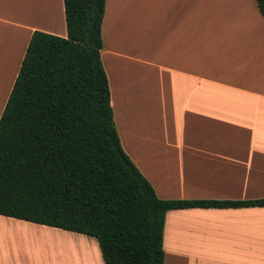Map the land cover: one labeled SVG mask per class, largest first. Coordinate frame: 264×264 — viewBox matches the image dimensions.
<instances>
[{"label": "crops", "instance_id": "0c3cea01", "mask_svg": "<svg viewBox=\"0 0 264 264\" xmlns=\"http://www.w3.org/2000/svg\"><path fill=\"white\" fill-rule=\"evenodd\" d=\"M20 5L0 0V54L8 46L0 65L12 79L0 118L32 34L68 35L64 0ZM102 39L122 147L159 198L234 200L219 192L234 189V165L264 171V16L256 0H106ZM48 228L55 232H17L79 234ZM14 233H0V264H25L10 255ZM164 249L165 264H264V208L169 211Z\"/></svg>", "mask_w": 264, "mask_h": 264}, {"label": "trees", "instance_id": "16d2710c", "mask_svg": "<svg viewBox=\"0 0 264 264\" xmlns=\"http://www.w3.org/2000/svg\"><path fill=\"white\" fill-rule=\"evenodd\" d=\"M64 5L67 37L32 34L0 118V215L95 238L105 264H165L169 211L264 208V197H158L116 127L106 0Z\"/></svg>", "mask_w": 264, "mask_h": 264}, {"label": "rangeland", "instance_id": "374dc122", "mask_svg": "<svg viewBox=\"0 0 264 264\" xmlns=\"http://www.w3.org/2000/svg\"><path fill=\"white\" fill-rule=\"evenodd\" d=\"M3 1V0H2ZM21 1L23 0H9V4H14V6L18 9L20 8V4ZM16 2V4H15ZM53 8V6H52ZM5 38L3 37V34L1 32L0 34V41H4ZM7 43H6V46ZM4 47V43L2 45V50H1V54H0V59L1 60H6L7 59V51ZM6 64V61H5ZM0 65V105L3 104V100L5 99V95L7 94V90L8 87L11 84V76L6 75L5 71H6V65ZM5 69V70H4ZM2 78V79H1ZM155 116H158L157 113L155 114ZM210 190V189H208ZM206 189V191H208ZM212 190V189H211ZM219 192L222 195H226V196H234V199H251V198H261L264 197V171L262 170V166L261 165H255V164H240V165H234V189H222L219 190ZM3 222V223H1ZM9 224H11V230L13 233L14 228V224H18V226H21L22 229H36L39 232L43 233V232H55V229H53L51 231V228H48L49 230H47V227L45 226H40V225H35L32 224L34 226H32L30 228L29 225H31L30 223H26V222H22V221H16L13 219H8V220H3L0 218V233H2L4 231V228L6 229V235H8V230H9ZM60 234H63L61 232H64L62 230H58ZM18 234V233H17ZM14 235V234H13ZM11 236L13 237V244L15 246H17L16 248V252H12L10 253V255L12 256V254H14V258L15 260L24 262L25 264H56L57 260H69V263H67L66 261H62V262H66L64 264H101L103 261L102 258V254L100 257V246L99 243L96 239L91 238L89 236H86L84 234H75L74 240H73V246L76 244L77 248L74 246L73 250L75 249V253H72V259H71V253L67 255L66 258H63V254L59 253V250H63L61 249V244L64 245L65 242H70L69 239H67V237H64L63 235H59L57 237L52 236L50 234H39L36 233L34 231H29V232H24L23 234H19L16 236H21V237H15V236ZM67 236V235H65ZM70 237V236H69ZM21 238V239H20ZM20 239V240H19ZM65 239V240H64ZM76 242V243H74ZM79 242V243H78ZM9 243V242H7ZM66 244V243H65ZM69 244V243H68ZM78 244H80V246H78ZM79 247V248H78ZM77 249V250H76ZM64 251V250H63ZM48 252L49 254L52 253V256H55L56 259H54V257H52V259H54V261L49 260L47 257H45V255H47ZM78 252V254H76ZM42 253L44 254L42 257ZM21 256H20V255ZM75 254V255H74ZM59 255H61L62 257H60ZM78 255V256H77ZM49 257V258H50ZM59 257V259H58ZM77 257L78 259L74 258ZM42 258V259H41ZM48 259L50 261H46L44 259ZM76 261H74V259ZM51 259V258H50ZM62 259V260H61ZM43 260V261H42ZM73 260V263H72ZM58 261L57 264H60L62 262ZM55 262V263H54ZM104 263V261H103Z\"/></svg>", "mask_w": 264, "mask_h": 264}, {"label": "bare ground", "instance_id": "6f19581e", "mask_svg": "<svg viewBox=\"0 0 264 264\" xmlns=\"http://www.w3.org/2000/svg\"><path fill=\"white\" fill-rule=\"evenodd\" d=\"M28 2H29V1H27V4H28ZM31 8H33V5L31 6ZM49 11H53L52 3L50 4ZM1 223H3V222H1ZM10 225H11V224H10ZM16 226L18 227V224H16V225L14 224V227H16ZM17 227H16V228L14 229V231H13V233L16 232V233H14V235H15V234H16V235H19V234H17V233H18L17 231H19V229H17ZM10 229H11V227L9 228L8 232H9V231L12 232V230H10ZM15 230H16V231H15ZM19 233H21V232L19 231ZM14 235H13V236H14ZM16 235H15V237H17V238H18V237H21V236H16ZM8 236H10V235H8ZM55 237H57V235H56ZM21 238H22V237H21ZM21 238H20V239H21ZM20 239H19V240H20ZM67 239H69L70 242H65L66 244L64 243V245L61 244V246H62L61 249H63L64 251H63V250H59V253L63 254V258H62V259L66 258L67 255L70 254L71 252H74V253H75V249H74V251H72V250H73L74 246H75V247L77 246L76 244H75L74 246L72 245V244H73L72 242H73L74 239H72V238H67ZM64 240H65V239H64ZM74 241H75V240H74ZM68 243H69V244H68ZM74 243H76V242H74ZM78 243H79V242H78ZM78 246H80V244H78ZM76 248H77V247H76ZM78 248H79V247H78ZM76 250H77V249H76ZM46 253H47V255H45V257H47L49 260H51V262H52V260L54 261V259H56L55 256H57V255L52 256V257H54V259H52V257H50V256L52 255V253H51V254H49L48 252H46ZM76 254H78V252H77ZM43 255H44V254L42 253L41 257H42ZM74 255H75V254H74ZM59 256L62 257L61 255H59ZM77 256H78V255H77ZM49 257H50L51 259H50ZM72 257H73V256H72V253H71V259H72ZM42 258H44V257H42ZM42 258H41V259H42ZM47 258L44 259V260L49 261ZM74 258L78 259L77 257H74ZM74 258H73V259H74ZM58 259H59V257H58ZM62 259H61V260H62ZM42 261H43V260H42ZM58 261H60V260H57V263H58ZM62 261H66L67 263H69V260H68V259H66V260H62ZM62 261H60V262H62ZM74 261H76V260L74 259ZM66 262H62V263H60V264H64V263H66ZM49 263H50V261H49ZM54 263H55V262H54ZM57 263H56V264H57ZM72 263H73V260H72ZM50 264H51V263H50ZM73 264H74V263H73Z\"/></svg>", "mask_w": 264, "mask_h": 264}]
</instances>
